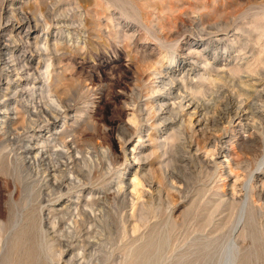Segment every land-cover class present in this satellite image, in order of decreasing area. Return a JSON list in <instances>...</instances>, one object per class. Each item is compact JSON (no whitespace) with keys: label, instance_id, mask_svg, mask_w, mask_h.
<instances>
[{"label":"rangeland","instance_id":"374dc122","mask_svg":"<svg viewBox=\"0 0 264 264\" xmlns=\"http://www.w3.org/2000/svg\"><path fill=\"white\" fill-rule=\"evenodd\" d=\"M98 1H0V7L12 2L13 8L29 16L53 7L48 28L33 27L32 22L26 28L17 16L0 14V28L6 30L0 35L8 41L7 53H18L24 32L31 29L30 33L38 34V39H33L34 34L26 36L29 44L21 50L25 66L15 72L19 75L14 78L18 80L14 88L27 95L41 86V102L51 100L52 104L55 99L67 111L49 128L55 134L49 148L59 150L60 142L72 144L74 163L83 170L80 183L85 181L66 191L68 194L52 189L50 200L43 198L39 204L30 172L15 168L6 159L10 147L15 150L22 141H30L25 131L27 116L21 110L6 114L12 120L10 129L20 134L24 129L25 134L10 143L11 134L6 138L0 133V264H195L192 203L196 192L212 178L217 186H226L224 193L234 191L235 197H241L247 173L252 171L257 175L254 181L264 188V176L256 166V131L244 126L249 110L234 112L239 101L243 106L251 102L253 97L242 92L251 88L260 94L253 103L264 115V0ZM99 5L101 10H97ZM80 18L85 26L77 42L75 35L71 40L45 37L46 32L60 28L76 31ZM44 74L47 80L41 79ZM168 81H172V89L164 86ZM177 85L182 87L178 94L173 91ZM190 98L213 107L204 116L206 124L200 112L191 117V129L182 130L179 123L183 120L184 125L189 118L191 109L186 105ZM157 109L160 111L154 112ZM60 135L63 137L56 141ZM55 160L60 161L57 155L52 156L51 164ZM80 164L87 166L83 169ZM219 172L221 177L216 176ZM118 186L120 192H114ZM80 190L84 195L78 194ZM216 192L222 195L220 189ZM209 198L217 202V197ZM55 201L71 207L59 208ZM45 205L57 213L49 215L48 231L43 235L38 213L40 206L46 213ZM239 210L237 207L232 222ZM219 211L222 217L229 213L226 207ZM77 212L82 215L76 216ZM84 215L90 217L88 223ZM220 215L214 220L224 223L225 218L217 220Z\"/></svg>","mask_w":264,"mask_h":264},{"label":"bare ground","instance_id":"6f19581e","mask_svg":"<svg viewBox=\"0 0 264 264\" xmlns=\"http://www.w3.org/2000/svg\"><path fill=\"white\" fill-rule=\"evenodd\" d=\"M1 1V0H0ZM35 1V0H34ZM98 1V0H97ZM99 2V1H98ZM3 3V2H1ZM110 3V2H109ZM23 4V3H22ZM96 3H94L95 5ZM119 4V3H118ZM51 6V5H50ZM53 6V5H52ZM56 6V5H55ZM77 7V5H75ZM117 6V5H116ZM14 3L10 2L6 4L5 8L0 7V14L6 16L10 15L12 17L17 16L20 22H25L26 28L30 26V23H33V27L37 25H44L45 27L47 25H50L51 23V12H53V7H46L43 12H41L39 15L37 14H32L31 16L27 15L25 12L20 10V8H13ZM76 9V8H75ZM100 9V5L97 8V10ZM120 9V8H119ZM73 10V9H72ZM101 10V9H100ZM51 11V12H50ZM103 11V10H102ZM122 12V10H120ZM124 14V13H123ZM59 15V14H58ZM66 15V14H65ZM64 15V16H65ZM122 15V14H120ZM126 15V14H125ZM55 16V15H54ZM57 16V15H56ZM61 14L59 15V17ZM63 16V17H64ZM67 17H70V15H66ZM65 16V17H66ZM124 16V15H123ZM58 17V16H57ZM77 17V16H76ZM127 17V15H126ZM125 17V18H126ZM7 18V17H6ZM55 18V17H54ZM61 18V17H60ZM58 18V19H60ZM100 18V17H99ZM97 18V20L99 19ZM112 18V17H111ZM9 19V18H8ZM13 19V18H11ZM96 19V18H95ZM94 19V20H95ZM102 19V18H101ZM128 19V18H127ZM56 20V19H55ZM68 20V19H67ZM111 21V19H110ZM5 23V22H4ZM7 23V22H6ZM58 24V22H56ZM77 27L79 29L75 30H66L60 28L58 31H51V32H46L45 37H52L56 38L61 36V38L66 37L71 40V37L73 35L76 36V42L78 39H80V29L85 26V21L84 19H81L77 21ZM70 25V24H69ZM64 26V25H62ZM67 26V25H66ZM64 26V27H66ZM74 26V25H73ZM72 26V28H73ZM76 26V25H75ZM74 26V27H75ZM49 26H47L48 28ZM59 27V26H58ZM61 27V26H60ZM68 27V26H67ZM70 27V26H69ZM23 28V27H22ZM56 28V27H54ZM253 29V28H252ZM251 29V30H252ZM254 30V29H253ZM6 30L0 28V34L4 33ZM15 32V31H14ZM30 32L32 30L30 29ZM28 31L24 32L23 34V39H20L21 43V50L24 48L27 43V37H29L30 34H34L33 39H38V34L33 32L30 33ZM109 34V33H108ZM108 34L106 36H108ZM5 35V34H4ZM110 35V34H109ZM115 35V34H114ZM113 35V36H114ZM134 35V34H132ZM1 36V35H0ZM27 36V37H26ZM116 36V35H115ZM130 36V35H129ZM256 36V35H255ZM254 36V37H255ZM11 37V36H10ZM82 37V36H81ZM13 38V37H12ZM253 40V39H252ZM10 41V40H9ZM13 41V40H12ZM26 41V42H25ZM57 41V40H56ZM67 42V41H66ZM16 43V42H15ZM27 43V44H26ZM256 43V42H255ZM259 44V43H258ZM10 45V44H9ZM38 46V45H37ZM36 46V47H37ZM246 48V47H245ZM243 49V48H242ZM9 50L8 46V41L6 39H3V37H0V94H2V98L0 99V133L1 135L5 136L6 138L11 134L10 143L13 141H17L18 137L20 135L25 134V131L27 134L26 139L30 140L27 142H21V146L16 148L15 151L10 147L6 154V159L7 161L12 164L15 168H25L27 169L31 174L32 178V184L36 188L37 192V198L39 199V204L42 203L43 198H46V201L50 200L49 194L51 193L52 189H56L59 192L62 191L63 193L68 191L69 189L77 188L80 186V184L84 185L83 183H80L79 178L80 174L79 172L83 171L80 168H77V164L74 162L76 161V156H73V145L72 144H64L65 142H60V149L59 150H51L49 148V144L52 143L54 140L53 135L55 134L49 133V128L51 125L56 122V119L59 116L66 115L67 111L64 110V108L58 103L55 104L56 100L52 99V104L47 101L48 103H45L41 99L43 98L42 94L44 91V88L39 86L38 91H30L31 93L23 94L21 90H18L14 88L15 83L18 81L14 80V78L18 79V71H22L21 68H24L23 63H22V54L21 50L18 51V53H7ZM50 50V49H49ZM51 51V50H50ZM261 51V49H260ZM48 52V51H47ZM46 53V52H44ZM261 53V52H258ZM257 53V55H259ZM53 54V53H52ZM9 55V56H8ZM47 55V53L45 54ZM51 57V56H50ZM210 66V65H209ZM50 65H47L46 68L48 69ZM34 70V69H33ZM166 71V70H165ZM175 71V70H174ZM33 73V72H32ZM34 74V73H33ZM32 74V75H33ZM31 75V74H30ZM29 75V76H30ZM184 75V74H183ZM28 76V77H29ZM159 76V75H158ZM261 76V75H260ZM31 77V76H30ZM157 77V75H156ZM26 77H24L25 79ZM49 77L44 74V78L41 77V79L47 80ZM199 78V77H197ZM217 78V77H216ZM39 79V78H38ZM170 79V78H169ZM174 79V78H173ZM221 79V78H220ZM224 79V78H223ZM171 80V79H170ZM204 80H209L207 77L204 78ZM240 80V79H239ZM260 80V79H259ZM262 80V79H261ZM176 81V80H174ZM164 82V81H162ZM179 82V81H178ZM203 82V81H202ZM18 84V83H17ZM172 81H168L164 86H169V89L171 88ZM201 84V83H199ZM252 84V83H251ZM187 86V85H186ZM203 86V85H202ZM161 87V86H160ZM159 87V88H160ZM163 87V86H162ZM161 87V89H162ZM196 87V86H195ZM31 88V87H30ZM168 88V87H167ZM181 86L177 85L176 86V93L178 94L181 92ZM29 89V88H28ZM43 89V90H42ZM187 89V88H186ZM198 89V88H197ZM36 90V89H35ZM243 90V89H242ZM245 90V89H244ZM262 90V89H261ZM264 90V89H263ZM10 91V92H9ZM156 91V90H155ZM158 91V90H157ZM162 91V90H161ZM165 91V90H163ZM221 91V90H220ZM219 91V92H220ZM4 92H9L8 94H4ZM183 92V91H182ZM245 93L246 97H253L251 98V102L248 103V106H243L242 101H239L238 105L236 103L235 105V115L238 114V111L240 108L243 110H249L250 117L246 118V123L244 124L245 127H248L249 125L252 126V129H255L256 133L254 136V141L256 142L258 146V156H257V169L260 170L259 174L264 176V115L258 111H256L258 108L255 106V95H260L255 89H247L245 91H242ZM51 93V92H50ZM158 93V92H157ZM156 93V94H157ZM184 93V92H183ZM168 94V93H167ZM176 94V95H177ZM213 94H218V92H214ZM212 94V95H213ZM220 94V93H219ZM262 94V93H261ZM244 95V94H243ZM179 96V95H178ZM174 98L175 97L173 94ZM210 97V96H209ZM217 97V95H216ZM215 97V99H216ZM222 97V96H221ZM182 98V97H181ZM184 98V97H183ZM192 98V97H191ZM190 98L189 103L186 105L191 109V113H187L188 115V120L185 121L183 125V120L180 121L179 127H188L191 129V117L196 116L195 114H200V119L202 120L204 118V123L206 124L207 120L205 115L209 113L210 107H208L204 102L197 101L194 102ZM194 99V98H193ZM201 100V99H200ZM211 102L214 100L213 96L211 97ZM182 101V100H181ZM180 101V102H181ZM238 102V101H237ZM245 102V101H244ZM154 104V103H153ZM162 104V103H161ZM174 104V103H173ZM172 104V105H173ZM211 104V103H210ZM215 104V103H214ZM228 104V103H227ZM166 105V103H165ZM171 105V107H172ZM176 105V104H175ZM153 106V105H152ZM155 106V105H154ZM179 108H181V103L178 104ZM216 105H214L215 107ZM262 106V105H261ZM68 107V106H66ZM65 107V108H66ZM160 107V106H159ZM162 107V106H161ZM213 107V106H212ZM156 108V107H155ZM154 108V109H155ZM176 108V107H173ZM179 108H177L179 110ZM184 108V107H183ZM68 109V108H66ZM162 109V108H161ZM172 109V108H171ZM169 109V110H171ZM186 109V108H185ZM227 109V108H226ZM242 109H240L242 111ZM21 110L22 113H24L27 116V120L25 121L28 123L26 126V129L22 130L21 134L17 132L16 129H10V125L12 123V120L10 118H6V114L9 112H17ZM177 112H180L178 111ZM228 110V109H227ZM160 111V109L155 110L154 112ZM174 111V109L172 110ZM172 111H170L172 114ZM176 111V110H175ZM184 111V110H182ZM133 112V111H132ZM139 112V110H138ZM151 112V111H150ZM175 113L178 114V113ZM137 113V111H136ZM140 113V112H139ZM148 113V112H147ZM159 114V113H157ZM156 114V115H157ZM169 114V115H170ZM174 114V113H173ZM172 114V116H174ZM182 114V113H181ZM184 114V113H183ZM182 114V115H183ZM141 115V114H140ZM148 115V114H147ZM155 115V114H154ZM180 115V114H179ZM222 115V114H221ZM229 115V114H228ZM25 116V117H26ZM177 116V115H176ZM175 116V117H176ZM205 116V117H204ZM148 117V116H147ZM187 117V116H186ZM165 118V117H164ZM169 118V117H168ZM166 118V119H168ZM173 118V117H171ZM142 120V118L140 117ZM177 119V118H176ZM180 119V118H179ZM200 119H197L196 123L200 122ZM234 119V118H233ZM236 119V118H235ZM145 121V119H143ZM151 120V119H150ZM149 120V121H150ZM175 119H173L174 121ZM164 121V120H163ZM217 121V120H216ZM232 121V120H231ZM231 121L229 120L227 123L231 124ZM140 122V121H139ZM226 122V121H225ZM195 123V124H196ZM226 123V124H227ZM139 124V123H138ZM26 125V124H25ZM137 125V124H136ZM203 125V124H202ZM215 125V124H214ZM243 125V124H242ZM205 126V125H204ZM241 126V125H240ZM138 127V126H137ZM136 127V129H137ZM178 128V127H177ZM250 128V127H249ZM184 128H182L183 130ZM194 129V127H193ZM222 129V127H221ZM220 129V130H221ZM242 129V127H241ZM182 130L180 132H182ZM219 130V129H217ZM219 130V131H220ZM58 131V130H57ZM129 131V130H128ZM177 131V130H176ZM223 131V130H222ZM56 132V131H55ZM59 132V131H58ZM179 132V131H178ZM224 132V131H223ZM244 133L247 131L244 130ZM60 133V132H59ZM135 133V132H134ZM175 134V133H174ZM184 134V131H183ZM221 134V133H220ZM226 134V133H225ZM126 135V134H125ZM189 135V134H188ZM2 136V137H3ZM241 136V135H240ZM25 137V136H24ZM63 135H60L58 138H56V141L61 140ZM69 137V136H68ZM73 137V136H72ZM124 137V136H123ZM65 138H67L65 136ZM7 139V140H9ZM170 139V137H168ZM220 139V138H219ZM244 139V138H240ZM189 140V139H188ZM19 141V140H18ZM219 141V140H218ZM228 141V140H227ZM71 142V141H70ZM124 142V141H123ZM192 142V141H191ZM190 142V143H191ZM15 143V142H14ZM18 143V142H17ZM68 143V142H67ZM77 143V142H76ZM192 144V143H191ZM11 145V144H10ZM17 145V144H16ZM188 145V144H187ZM9 146V145H8ZM76 146V145H75ZM246 146V145H245ZM248 146V145H247ZM184 147V146H183ZM249 147V146H248ZM80 148V147H79ZM220 149L221 145H220ZM4 150V149H3ZM6 152V151H5ZM78 152V151H77ZM79 154V153H78ZM126 154V153H125ZM57 155L60 161H57L54 164H51V158L52 156ZM77 155V154H76ZM88 156V155H87ZM96 156V155H95ZM94 156V157H95ZM84 157V156H83ZM86 157V156H85ZM91 158V156H89ZM191 157V156H190ZM196 157V156H195ZM54 158V157H53ZM56 158V157H55ZM93 158V155H92ZM91 158V159H92ZM101 158V157H100ZM116 158V157H115ZM97 159V158H96ZM136 159V158H135ZM248 159V158H247ZM252 159V157H251ZM53 160V159H52ZM80 159L78 158V161ZM82 160V159H81ZM83 161V160H82ZM80 162V161H79ZM78 162V163H79ZM88 162V161H87ZM93 162V159H92ZM204 163V162H203ZM207 163V162H206ZM82 164V162H81ZM80 164V165H81ZM84 164V163H83ZM82 164V165H83ZM88 164V163H87ZM86 164V166H87ZM214 164V162H213ZM81 165V167H82ZM91 165V164H88ZM212 165V164H211ZM79 166V165H78ZM85 166V167H86ZM95 166V165H94ZM216 166V171L219 170L217 169ZM84 166L82 167L83 169L85 168ZM91 167V166H90ZM91 168H94L93 166ZM256 168V167H255ZM88 171L89 169L86 168ZM85 169V171H86ZM209 169V168H208ZM207 169V170H208ZM246 169V168H244ZM243 169V171H244ZM26 170V171H27ZM81 170V171H80ZM92 169H90V172ZM242 170V169H241ZM248 170V169H247ZM94 171V169H93ZM220 171V170H219ZM246 171V170H245ZM87 172V171H86ZM209 172V171H208ZM212 172V171H211ZM214 172V171H213ZM248 172V171H247ZM216 173V172H215ZM245 173V172H244ZM254 172H249L247 173V178L245 183L243 184V195L241 197H235L234 191H229V192H223L224 188L226 187L225 185L217 186L218 183L216 181H211L209 184H206L205 186L202 187V189H199L196 192V197L194 199L193 205V219L195 223V229H194V237L192 239L193 241V251L194 252V259H195V264H264V224H263V219H264V188L262 186L257 185V181H254L257 175L253 174ZM84 174V173H83ZM87 174V173H85ZM90 174V173H89ZM220 172L216 175L218 177H221L219 175ZM228 174V173H227ZM82 175V174H81ZM170 175V174H169ZM165 176V175H164ZM163 176V177H164ZM167 176V175H166ZM212 176V175H211ZM228 176V175H227ZM162 177V178H163ZM169 177V176H168ZM217 178V177H216ZM227 178V177H226ZM86 179V178H84ZM90 180V178H88ZM168 179V178H167ZM173 179V178H172ZM88 180V181H89ZM165 181V179H163ZM217 180V179H216ZM167 181V180H166ZM218 181V180H217ZM221 182V181H220ZM224 182V181H223ZM262 182H264L262 180ZM87 183V181H86ZM85 183V184H86ZM122 189L124 188V184L122 186V182H118ZM163 183V182H162ZM168 183V182H166ZM118 184V185H119ZM119 185V186H120ZM165 185V183H164ZM119 186L117 187L119 189ZM171 186V185H169ZM173 186V185H172ZM241 186V185H240ZM120 187V188H121ZM134 187V185H133ZM28 189V188H27ZM218 189L221 190L222 195L216 191ZM44 190V192L42 191ZM64 190V191H63ZM121 189L116 190L114 192L119 191ZM124 190V189H123ZM125 191V190H124ZM53 192V191H52ZM70 192V191H69ZM113 192V191H111ZM118 192V193H119ZM62 193V195H63ZM72 193V192H70ZM90 193V192H89ZM109 193V192H108ZM60 195V193H58ZM68 194V192L66 193ZM79 195H84L83 190L78 191ZM121 194V193H120ZM119 194V195H120ZM124 194V193H122ZM112 195V194H110ZM115 194H113L114 196ZM211 195L217 197V202L215 200H211L209 198ZM222 197H220V196ZM123 196V195H122ZM53 197V196H52ZM51 197V198H52ZM61 197V196H59ZM116 197V196H114ZM126 197V196H125ZM55 199V197H53ZM102 198V196H101ZM124 198V197H123ZM121 198V200L123 199ZM94 199V198H93ZM99 199V198H98ZM107 199V197H106ZM111 199V198H110ZM115 199V198H114ZM213 199V198H212ZM215 199V198H214ZM56 200V199H55ZM78 200V199H77ZM100 200V199H99ZM47 201V202H48ZM88 201V200H87ZM102 201V200H101ZM99 201V202H101ZM103 201H105L103 199ZM57 202L56 206L59 208H63L66 210H69L71 205L65 204L66 202ZM78 202V201H77ZM111 202V201H110ZM258 202V205L255 206L254 203ZM53 203V202H52ZM107 203V202H106ZM48 205V204H47ZM44 206V205H43ZM46 206V205H45ZM98 206V205H97ZM100 206V205H99ZM46 213L41 210V206L39 207V229L43 230V235L44 231L47 232L48 229L46 225L49 223L48 222V217L52 213H57L54 210H51L54 207L51 206H46ZM102 207V206H101ZM220 207H226V209L229 210V213L226 214L224 217L220 215ZM239 207V213L237 214V218L232 222L233 220V215H236V208ZM43 208V207H42ZM93 208V206H92ZM73 209L77 210V207H73ZM96 209V208H95ZM99 209V208H98ZM97 209V210H98ZM224 209V208H223ZM90 210V209H89ZM92 210V209H91ZM94 210V208H93ZM92 210V211H93ZM86 211L85 209L82 210V212ZM89 211V212H92ZM95 211V210H94ZM93 211V212H94ZM36 212V211H35ZM69 212V211H67ZM86 213V212H85ZM95 213V212H94ZM100 213V212H99ZM74 214V212H73ZM76 214V213H75ZM84 214V213H83ZM87 214V213H86ZM93 214V213H92ZM98 214V213H97ZM82 213L77 212L76 216H81ZM91 216V214L89 213ZM99 215V214H98ZM220 215L217 220L222 221L224 218L226 219L224 223H217L215 222L214 218L215 216ZM62 216V215H61ZM68 216V215H67ZM75 215H73L74 217ZM96 217V215H94ZM63 217V216H62ZM62 217L61 220L63 219ZM66 217V216H65ZM83 217V216H82ZM92 217V216H91ZM99 217V216H98ZM235 217V216H234ZM60 219L59 217H57ZM84 219L87 218V215L83 217ZM71 219V218H70ZM80 219V218H78ZM88 219V218H87ZM90 219V217H89ZM87 220L88 221L90 220ZM98 220V219H97ZM95 219V222H97ZM57 222V220H55ZM54 221V223H56ZM60 221V220H59ZM72 221V220H71ZM70 221V224H71ZM82 221V218L80 219ZM51 222V221H50ZM79 222V220H78ZM94 222V223H95ZM1 223V222H0ZM58 223V222H57ZM60 223V222H59ZM77 221H72V224H76ZM84 223V221H83ZM93 223V224H94ZM78 224V223H77ZM97 224V223H95ZM231 225L227 227L228 225ZM2 225V224H0ZM55 226V225H54ZM65 226V225H64ZM73 226V225H72ZM80 226V225H79ZM96 226V225H95ZM53 227V226H52ZM58 227V226H57ZM68 227V226H67ZM54 228V227H53ZM72 228V227H71ZM65 229V228H64ZM76 229V228H75ZM88 229V228H86ZM47 230V231H46ZM52 231V228H51ZM54 231V230H53ZM64 231V230H63ZM80 231V230H79ZM76 232V231H75ZM1 233V232H0ZM49 233V232H48ZM71 233V232H70ZM66 235V234H65ZM62 236V235H61ZM64 236V235H63ZM44 237V236H43ZM71 237V235H70ZM68 237L67 240L71 239ZM63 238V237H62ZM65 238V237H64ZM95 238V237H94ZM44 239V238H43ZM60 239V238H59ZM58 239V240H59ZM73 239V238H72ZM100 240V239H99ZM3 241V240H2ZM1 241V242H2ZM60 241V240H59ZM62 241V240H61ZM93 241V240H92ZM98 241V240H97ZM57 242V241H56ZM70 243L67 241V245ZM65 244V243H64ZM73 246V245H72ZM68 246H66L67 248ZM53 248V247H52ZM64 248V247H63ZM51 250V249H50ZM84 251V250H83ZM62 252V251H61ZM64 253V252H62ZM90 253V252H89ZM84 254V253H83ZM82 254V255H83ZM59 255V254H57ZM60 255H62L60 253ZM57 256V257H60ZM66 256V254L64 255ZM63 256V258H64ZM56 257V258H57ZM88 257V256H87ZM61 258V257H60ZM85 258V257H84ZM193 258V257H192ZM55 261V260H54Z\"/></svg>","mask_w":264,"mask_h":264}]
</instances>
